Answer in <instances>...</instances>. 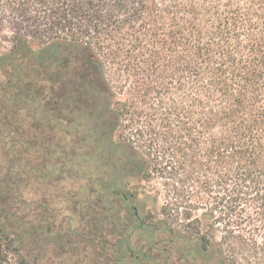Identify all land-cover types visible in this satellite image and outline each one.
<instances>
[{"label": "trees", "instance_id": "trees-1", "mask_svg": "<svg viewBox=\"0 0 264 264\" xmlns=\"http://www.w3.org/2000/svg\"><path fill=\"white\" fill-rule=\"evenodd\" d=\"M0 26V264L40 238L26 188L78 174L115 258L264 264V0H0ZM60 97L81 100L90 167ZM131 181L162 184V213L186 231L134 216Z\"/></svg>", "mask_w": 264, "mask_h": 264}, {"label": "rangeland", "instance_id": "rangeland-1", "mask_svg": "<svg viewBox=\"0 0 264 264\" xmlns=\"http://www.w3.org/2000/svg\"><path fill=\"white\" fill-rule=\"evenodd\" d=\"M9 33V28L0 26V49L3 52L8 51L11 46L8 38L3 37ZM69 138L72 145L70 135ZM78 154L75 161L81 167L92 165L90 156ZM80 177L81 174H78L74 182L66 179L56 187L26 188L24 198L31 208L26 217L30 226L41 230L40 238L30 237L24 249L26 251L22 250L20 253L9 243L7 264H139V261L131 256L115 258L112 246L116 235L115 229L108 222L106 213L109 212L105 213L98 208V202L94 198L97 194L92 189L87 192L77 191L84 184ZM67 188H71L72 192L66 191ZM134 190L138 191L137 198L129 195L130 191ZM164 190L162 184L154 181H131L125 193L136 207L139 218L148 222L166 219L171 225L186 231L183 225L185 221L162 213ZM126 213L128 212L122 209L120 216L125 218ZM167 236L155 231V246L158 243L165 250ZM132 238L133 246L138 249L143 240L136 239L135 235ZM22 256L25 257L23 263L20 261Z\"/></svg>", "mask_w": 264, "mask_h": 264}, {"label": "flooded vegetation", "instance_id": "flooded-vegetation-1", "mask_svg": "<svg viewBox=\"0 0 264 264\" xmlns=\"http://www.w3.org/2000/svg\"><path fill=\"white\" fill-rule=\"evenodd\" d=\"M80 105L81 100H79L77 97H72L71 100H67L64 97H60L59 99L61 117L63 118V120L67 121L68 124H72V127L69 128L70 130L68 132H70L72 146L75 149L76 154L83 153V155L85 156H91L93 155V143L92 141H90L89 135L85 136V134L82 132L83 129L81 124L86 121V116L83 114L81 109H79ZM75 122L77 123V125L75 124ZM89 158L91 159V161L93 160L92 157ZM122 199L131 202L128 195L123 196ZM131 207L134 210V216H137L136 207L133 205ZM123 210L125 212L127 211L126 209Z\"/></svg>", "mask_w": 264, "mask_h": 264}]
</instances>
